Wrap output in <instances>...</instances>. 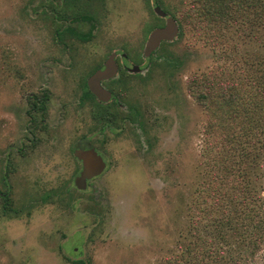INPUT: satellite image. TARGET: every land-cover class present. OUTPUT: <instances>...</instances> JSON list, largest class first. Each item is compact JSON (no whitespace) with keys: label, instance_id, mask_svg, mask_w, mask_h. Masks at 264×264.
Returning <instances> with one entry per match:
<instances>
[{"label":"rangeland","instance_id":"rangeland-1","mask_svg":"<svg viewBox=\"0 0 264 264\" xmlns=\"http://www.w3.org/2000/svg\"><path fill=\"white\" fill-rule=\"evenodd\" d=\"M42 2L62 7V0H0V194L9 190L17 210L3 214L0 197V264H170L186 221L197 214L193 197L209 170L202 151L208 136L220 151L221 139L227 141V156L242 162L231 175L239 179L248 171L249 188L263 189L264 197V154L253 134L246 139V121L224 125L189 93L191 81L214 78L216 87L223 76L238 87L246 108V94L264 88V24L256 20L246 29L245 16L204 33L183 20L196 0H101L92 39H68L64 47L54 39L55 17L42 15ZM156 4L177 17L178 34L167 47L179 61L172 80L157 72L145 78L149 63L161 62L159 52L143 56L153 26L165 23L153 11ZM72 25L78 33L89 28V22ZM112 53L117 71L110 82L125 75L131 87L124 97L113 91L114 101L102 105L138 106L145 132L124 110L120 133L94 127L87 106L78 105L79 85ZM124 63L140 71L130 73ZM43 92L47 112L32 129L27 98ZM78 142L96 148L108 165L84 191L73 186ZM250 264H264V240Z\"/></svg>","mask_w":264,"mask_h":264},{"label":"trees","instance_id":"trees-1","mask_svg":"<svg viewBox=\"0 0 264 264\" xmlns=\"http://www.w3.org/2000/svg\"><path fill=\"white\" fill-rule=\"evenodd\" d=\"M100 2L101 0H62V7L53 5V2L46 6L42 2L44 12L42 15L54 16L57 22L55 23L54 20L53 22L59 24L54 27L55 41L66 47L64 41L68 39H76L81 42L92 39L93 11L95 4ZM197 4L199 6H195ZM64 8H67L69 12ZM233 14L236 15L235 18L231 17ZM245 16L246 29L255 27L256 20L258 25L264 24V0H196L193 6H190L188 14L183 16V20L186 25L190 24L193 29L205 33L215 24L223 25L222 23L229 20L237 22L240 19L243 20ZM172 18L177 20L176 16L172 15ZM76 22H89L88 30L85 33H78L72 25ZM157 26L154 25V27ZM220 28L221 26H216V30L220 31ZM168 46H170L168 42H163L160 45L157 52H159L161 62L149 63L146 76H152L154 72H157L161 76H165L167 80H172L173 70L179 61L168 50ZM257 77L262 76H246V80L250 81V78L255 80ZM216 78L220 79L219 85L216 87L214 78L204 77L197 82L198 85L194 80L191 81L189 93L198 106L208 109L217 119H222L224 125H226V120L231 122L243 118L246 121V139L251 138L250 134H253L260 142L258 152L263 155L264 88H259L257 92L250 90L249 94H246L245 108L242 106L238 87L230 79H224L223 76ZM83 86V91L78 97V105L89 104L92 109L89 112L92 123L107 124L117 131V134L120 133L121 126L128 119L124 112L119 113L118 110L102 106L94 108L90 101L93 96L85 83ZM168 88L171 90L169 85ZM122 89L123 91L130 90L126 86H123ZM259 95L263 101L259 99ZM48 101L49 97L46 92L41 95L28 96L25 116L28 126L32 129L40 127L44 122ZM137 107L135 106L134 110L129 107V111L136 118L134 122L137 126L142 129V132H145V121ZM156 119L154 118L153 121ZM223 127V125L220 126V129L223 130ZM208 137L204 140L202 151L204 162L209 170L206 176L202 177L200 187L193 197L194 209L197 210V214L194 218L186 221L188 226L183 229V235L178 242L180 251L179 253L171 251L168 260H170V264H250L264 240V235H262V233L264 234V214L261 212L264 197L260 195L263 189L260 188L256 191L249 188L251 182L248 171L245 175L241 170V177L234 178L232 176L234 174L231 175L229 170L235 171L239 164H241V168L242 162L232 154L227 156L226 140L221 139L220 151L215 144L219 141L217 139L209 141ZM250 141L246 143L249 144ZM82 143L78 142L77 145L88 146ZM72 159L78 166L79 164L73 156ZM246 159H248L247 152ZM7 169L8 165L3 175L4 180L7 178ZM257 169L261 170L260 167ZM235 186L238 187L236 191L232 188ZM9 192L6 190L0 194L2 213L8 216L17 215ZM200 200L201 203H199ZM69 261L71 264H86L82 259Z\"/></svg>","mask_w":264,"mask_h":264},{"label":"water","instance_id":"water-1","mask_svg":"<svg viewBox=\"0 0 264 264\" xmlns=\"http://www.w3.org/2000/svg\"><path fill=\"white\" fill-rule=\"evenodd\" d=\"M154 13L158 17H166V14L159 7L154 8ZM177 34L178 27L175 21L168 17L163 27L155 28L149 33L145 42L143 56L145 58L149 57L159 47L161 42H170L176 38ZM116 71L114 54H112L104 63L103 69L95 71L89 77L87 81L88 88L100 101H108L110 99V93L101 88L100 81L114 76ZM131 71L138 72L139 68L134 66ZM73 156L81 162V171L74 179L73 184L78 190H85L88 181L100 176L105 171L106 163L92 147L75 148Z\"/></svg>","mask_w":264,"mask_h":264},{"label":"flooded vegetation","instance_id":"flooded-vegetation-1","mask_svg":"<svg viewBox=\"0 0 264 264\" xmlns=\"http://www.w3.org/2000/svg\"><path fill=\"white\" fill-rule=\"evenodd\" d=\"M155 7H159V6H157V4H156V6H154L153 7V11H154V8ZM166 17L168 18V16L166 15ZM164 18L165 19V22H166V19L167 18ZM161 18V17H160ZM170 18H172V17H170ZM173 19V18H172ZM174 20V19H173ZM175 21V20H174ZM164 25H165V23H164ZM164 25H162V26H157V27H154L153 26V29H155V28H159V27H163ZM152 29V30H153ZM148 38V37H147ZM168 42V41H167ZM163 42H161L160 43V45L162 44ZM160 45H159V47L155 50L156 52L159 50V48H160ZM154 51V52H155ZM154 52H152L151 54H153ZM112 54H114V53H112ZM112 54H110L109 56H111ZM109 56L107 57V59L109 58ZM115 56H116V54H114V63H115ZM123 56V55H122ZM107 59L105 60V62L107 61ZM122 59L123 60H125L126 58H124V56L122 57ZM104 62V63H105ZM104 63L102 64V65H100L99 67H96L94 70H92V71H90V73H89V76L86 78V80H84L80 85H79V96H80V94L82 93V91H83V88H84V86H83V83H85V85H86V87H87V89H88V91L90 92V90H89V88H88V85H87V81H88V79H89V77L95 72V71H97V70H99V69H103V65H104ZM135 65H133V66H131V67H128L127 66V63H124V66H123V68L125 69V70H127L128 72H130V73H137V72H132L131 70H132V68L134 67ZM138 67V66H137ZM117 68V67H116ZM139 68V67H138ZM148 70V69H147ZM139 71H140V69H139ZM113 77L114 76H112V77H110V78H108V79H103L102 81H100V86H101V88L103 89V90H105V91H107V92H109L110 93V99L108 100V101H100L96 96H94L91 92H90V94L93 96V99H91L90 101H91V103H92V105H94V108H100V106H102V107H107V108H111V109H113V110H117V109H114L113 108V106H111V105H102V104H107V103H109L110 101L112 102V101H114V99H115V97H116V95L118 94L119 96H128V94H129V91H127V90H124L123 91V89H122V87L123 86H126V87H128V89L131 87V83H130V81H129V79H128V76H125V75H121L119 78H118V80H116V82L115 83H112V82H110V80L111 79H113ZM152 76H146L145 78L146 79H150ZM139 81H138V83H142V79H138ZM112 90H111V89ZM116 92L117 94L115 95V93L114 92ZM79 101V100H78ZM83 106H87V108H88V116H89V118H90V115H89V112L92 110V109H90V106H89V104H83V105H79V107H83ZM129 107H131V109L132 110H134L135 108L134 107H132V106H125V108L124 109H121V110H119V113H122L123 112V110L125 111V112H127V113H130V111H129ZM133 112V111H132ZM136 116V115H135ZM127 117V116H126ZM92 122V121H91ZM123 123V122H122ZM94 124V127H96V126H98V125H101L100 123L99 124H97L96 125V123H93ZM103 125V124H102ZM123 125H124V123H123ZM122 125V126H123ZM105 126H108L107 124H105ZM121 126V127H122ZM83 145L85 144V145H88V146H85V147H92V148H94L93 146H91V145H89V144H87V143H82ZM84 147V148H85ZM75 148H83V147H80V146H78L77 144L75 145V147L73 148V150L75 149ZM73 150H72V156H73ZM94 150L96 151V153L98 154V155H100V157L103 159V161L106 163V169H105V171L107 170V161L105 160V158L99 153V151L96 149V148H94ZM74 157V156H73ZM76 159V158H75ZM77 160V159H76ZM77 162H78V173H77V175L75 176V178L79 175V173H80V171H81V162L80 161H78L77 160ZM104 171V172H105ZM103 172V173H104ZM102 173V174H103ZM101 174V175H102ZM100 175V176H101ZM100 176H98V177H100ZM74 178V179H75ZM97 178V177H96ZM74 179H73V181H74ZM95 179V178H94ZM93 180V179H92ZM92 180H90V181H92ZM90 181H88L87 182V185H86V189L88 188V183L90 182ZM74 183V182H73ZM73 186H74V184H73ZM75 187V186H74ZM76 188V187H75ZM77 189V188H76ZM78 190V189H77ZM81 191H83V190H81Z\"/></svg>","mask_w":264,"mask_h":264}]
</instances>
